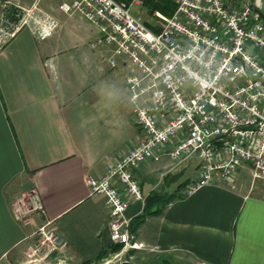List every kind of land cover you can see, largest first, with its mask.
I'll use <instances>...</instances> for the list:
<instances>
[{"label":"crops","instance_id":"0c3cea01","mask_svg":"<svg viewBox=\"0 0 264 264\" xmlns=\"http://www.w3.org/2000/svg\"><path fill=\"white\" fill-rule=\"evenodd\" d=\"M227 2H249L264 12V0ZM53 16L59 28L51 37L39 40L25 28L0 52V264H84L109 253L114 244L106 197L90 193L87 177H102L107 163L142 137L125 84L128 67H111L112 47H94L99 31L83 15ZM198 171L197 157L177 164L163 150L158 161L135 171L142 201L117 184L129 200L131 227L153 193L175 195L153 206L158 213L136 229L143 247L126 252L130 263L264 264V180L245 166L232 185L211 184L186 195ZM21 190L41 204L27 219L13 208ZM46 223L70 246L35 262L37 231Z\"/></svg>","mask_w":264,"mask_h":264},{"label":"built area","instance_id":"2783aa9c","mask_svg":"<svg viewBox=\"0 0 264 264\" xmlns=\"http://www.w3.org/2000/svg\"><path fill=\"white\" fill-rule=\"evenodd\" d=\"M146 1L63 0L59 5L63 13H80L98 29L93 45L112 47L111 67H128L125 84L142 137L107 163L102 177H87L90 193L106 197L110 239L123 247L115 255L119 261L126 250L143 244L131 230L129 200L117 184L130 199L142 201L135 171L158 161L161 151L168 150L177 164L198 158V177L186 195L211 184L232 185L245 166L255 180H264V12L249 2L170 0L176 10L171 16L155 11L154 31L132 12ZM10 8L22 14L5 17ZM25 28L45 40L59 22L36 5L26 9L14 0H0V52ZM48 65L54 70L52 59ZM33 203L34 209L41 207L39 198ZM37 235L42 244L35 254L41 248L63 254L70 246L50 223Z\"/></svg>","mask_w":264,"mask_h":264},{"label":"rangeland","instance_id":"374dc122","mask_svg":"<svg viewBox=\"0 0 264 264\" xmlns=\"http://www.w3.org/2000/svg\"><path fill=\"white\" fill-rule=\"evenodd\" d=\"M62 1L63 0H14V2L16 4H18L19 6H21L23 8L31 9L34 5H36L39 9H41L44 12H47L51 15L56 14L58 17L63 18V17H65V14H63V12H60V9H59V5L61 4ZM155 11H157V10H155ZM155 11H153L152 14H150L149 9L146 6H144V7L135 6L132 10L133 14L139 15L143 21L149 20L153 23V25H157L155 18H153V16H152ZM3 14H5L4 15L5 17L13 20L15 18H18L16 16L22 14V11H20V9H17V8H10V9L6 10ZM261 183H263V185H262V187H263L264 182H261ZM23 190L20 191L21 193H17L16 195H14V198H13V206L14 207L13 208L17 211V213L19 215L26 216V219H27V215H29L31 213L29 211V209L32 207H35V205L33 203V200L30 199L31 198L30 195L23 196L24 195ZM38 239H39L38 247L40 248L42 243L40 241L39 236H38ZM122 251H123V247H121L120 251H118L117 254L122 252ZM127 251H129V250H126L124 252V258H123L124 261L123 262H125V261L129 262L130 261L128 259L129 255H126ZM51 254H58V251H56V250L51 251L49 249H48V251L47 250L44 251L43 248H41V250L39 251V254L36 256V259H39V257L41 256L43 258L46 257V258H44V260H45V259H47L48 255H51ZM114 258H115V256L109 257L107 259V261L109 260L108 264H114L117 261V259L115 260ZM40 264H46V263H40ZM47 264H49V263H47Z\"/></svg>","mask_w":264,"mask_h":264},{"label":"trees","instance_id":"16d2710c","mask_svg":"<svg viewBox=\"0 0 264 264\" xmlns=\"http://www.w3.org/2000/svg\"><path fill=\"white\" fill-rule=\"evenodd\" d=\"M145 6L148 7L150 14H152L153 11L157 10L162 13H164L167 16H171L174 11L176 10V4L173 1L170 0H147L145 3ZM145 24L153 29L154 31H157V29L154 27L153 23L149 20H145ZM175 195H172L170 197L166 195H161L160 193H153L151 196L147 198L146 201V211L143 215L138 217L136 224L134 227H131V230L133 233L136 232V229L142 222L146 219L147 216L158 213V211H151V208L153 206H159L164 204H167L172 198H174ZM179 196H177L178 198ZM121 245H114L109 253L106 251H103L97 258L86 261L84 264H101L105 259L109 258L110 254H114L121 249Z\"/></svg>","mask_w":264,"mask_h":264},{"label":"water","instance_id":"95a60500","mask_svg":"<svg viewBox=\"0 0 264 264\" xmlns=\"http://www.w3.org/2000/svg\"><path fill=\"white\" fill-rule=\"evenodd\" d=\"M122 264H133V263H130V262H128V261H125V262H123Z\"/></svg>","mask_w":264,"mask_h":264}]
</instances>
